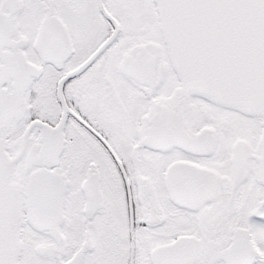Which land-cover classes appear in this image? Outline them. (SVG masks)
Instances as JSON below:
<instances>
[{
    "label": "snow or ice",
    "instance_id": "6c2138e0",
    "mask_svg": "<svg viewBox=\"0 0 264 264\" xmlns=\"http://www.w3.org/2000/svg\"><path fill=\"white\" fill-rule=\"evenodd\" d=\"M0 264H264V0H0Z\"/></svg>",
    "mask_w": 264,
    "mask_h": 264
}]
</instances>
